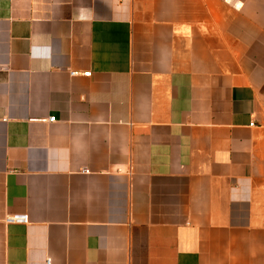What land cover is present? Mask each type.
Segmentation results:
<instances>
[{
  "label": "crops",
  "instance_id": "0c3cea01",
  "mask_svg": "<svg viewBox=\"0 0 264 264\" xmlns=\"http://www.w3.org/2000/svg\"><path fill=\"white\" fill-rule=\"evenodd\" d=\"M263 127L264 0H0V264H264Z\"/></svg>",
  "mask_w": 264,
  "mask_h": 264
},
{
  "label": "built area",
  "instance_id": "2783aa9c",
  "mask_svg": "<svg viewBox=\"0 0 264 264\" xmlns=\"http://www.w3.org/2000/svg\"><path fill=\"white\" fill-rule=\"evenodd\" d=\"M70 75L71 76H74L76 75V72H73L71 71L70 72ZM83 76H89L90 73L89 72H84L82 74ZM54 120V117H50L48 119V121H53ZM250 125L252 126L253 123H250ZM263 132H264V127H263ZM4 222L5 223H18V224H23V223H27V215L25 214H18V213H14V214H9V215H6L5 218H4Z\"/></svg>",
  "mask_w": 264,
  "mask_h": 264
}]
</instances>
